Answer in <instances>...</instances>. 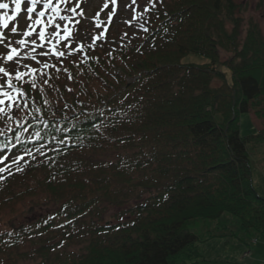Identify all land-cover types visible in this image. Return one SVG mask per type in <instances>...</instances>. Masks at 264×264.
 Segmentation results:
<instances>
[{"label": "trees", "instance_id": "16d2710c", "mask_svg": "<svg viewBox=\"0 0 264 264\" xmlns=\"http://www.w3.org/2000/svg\"><path fill=\"white\" fill-rule=\"evenodd\" d=\"M241 9L152 0L128 35L51 57L49 84L37 73V90L23 85L24 118H0V167L24 156L22 171L0 173V264H198L189 226L226 215L264 237L249 157L264 131L240 130L264 106V30L251 22L240 43ZM24 199L29 213L54 207L16 223Z\"/></svg>", "mask_w": 264, "mask_h": 264}, {"label": "rangeland", "instance_id": "374dc122", "mask_svg": "<svg viewBox=\"0 0 264 264\" xmlns=\"http://www.w3.org/2000/svg\"><path fill=\"white\" fill-rule=\"evenodd\" d=\"M151 1L135 0L133 2V0H116L115 4H113L112 0H71L69 4L61 6L62 10H64V13L61 11V15L71 18L73 14L70 9L77 3L79 4L77 13L83 12V15H76L77 19H75V16L71 23L57 20V23L61 24V28H63L65 23H68V26L74 31L69 40L60 42L57 50L68 51L69 49L65 47L66 44H71L73 49L83 44L84 50L91 45L94 46L102 43L108 34L119 35L120 37L128 35L127 29H130L132 20L144 11V7L149 6ZM235 2L238 5H242V9L236 15L240 26L238 40L242 43L246 39L251 22L256 23L264 30V0H235ZM106 3L108 5L107 8L104 7ZM27 6L26 3L23 8L26 10ZM38 6L42 7V5ZM0 14H3V12H0ZM8 14L11 15V12ZM34 14L33 20L36 18ZM21 16L24 19L17 17L16 21L9 23L8 29H0V31L4 32L6 38H10L13 41L20 38L19 36H12L10 34V29L13 26L18 27V32L28 30L27 25L31 24V22L27 21L26 11H23ZM45 19H47V14ZM76 21H79V23L77 24ZM97 22H99V27H96ZM48 31H52L51 26L48 28ZM38 32L39 28L37 27L35 33ZM35 33L28 39H37V42H39ZM61 34L63 35V33ZM94 37L99 38L94 39ZM44 50L46 49H37L36 53ZM25 51H28V49H25ZM4 52H6V49L0 47V53ZM227 57V52L221 51V60L225 61ZM37 59L41 60L42 63H50L52 61L51 56L44 57L38 55ZM192 62L199 63V60H192ZM23 63H28L35 68L41 67V65L35 64L31 60L24 61ZM3 66L7 67V65ZM259 110L261 117L257 116L255 109H251L248 114L241 115L240 130L243 137L264 131V106L259 108ZM257 144H260L258 145L260 147L257 149H252V146H249V157L253 186L260 196H264V145L262 143ZM29 207L30 200L27 199L20 201L12 207V214L15 217L16 223H24L31 219L43 217L47 213H51L54 206L48 209L36 208L33 213L28 212ZM120 211L121 209H110L107 219L114 222L113 216ZM189 230L199 238L198 253L200 258H197L196 262L198 264H264V237L255 233L241 231L239 220L233 216L226 215L217 221L199 220L192 223L189 226ZM187 262L191 261L188 260ZM21 264L30 263L23 262Z\"/></svg>", "mask_w": 264, "mask_h": 264}, {"label": "snow or ice", "instance_id": "6c2138e0", "mask_svg": "<svg viewBox=\"0 0 264 264\" xmlns=\"http://www.w3.org/2000/svg\"><path fill=\"white\" fill-rule=\"evenodd\" d=\"M70 2L71 0H11L12 5H14V7L11 8L9 3L0 2V10H3V14H0V29H8L9 23L16 21L17 17L24 19V17L21 16L22 11H26L27 21L31 22V24L27 25L28 30L26 31L18 32L17 26H13L10 29V34L12 36L20 37L14 41L10 38H6L4 32L0 31V47L6 49V52L0 53V62H2V64H0V81H2V83H0V118H6V122L13 121L14 114L17 119L24 118L20 116L19 113L25 111L28 107L26 99L27 92L23 88L25 83L29 84L31 89L37 90V73H39L40 77H46L42 80V84L48 85L52 77L44 70L55 68L57 73L61 71V68L56 67L54 64L48 62L42 63L41 60L37 59V56H51L55 57L57 60H61L65 57V52L58 51L57 46L61 41H67L71 38L72 28L68 26V23H65L63 28H61V24L57 23V20L71 23L76 15H83V12L77 13L79 7L78 3L70 9L73 14L71 18L61 15V6L67 5ZM115 2L116 0H112L113 4H115ZM133 2H135V0H133ZM25 3L28 5L26 10L22 8V5ZM38 5H42L39 11H37ZM104 7H108L107 3ZM9 11H11V15L8 14ZM34 13L36 18L33 20ZM46 14L47 19H45ZM76 23L78 24L79 21H76ZM50 26L52 28L51 32L48 31ZM99 26V22H97L96 27ZM37 27L39 28V32L35 33ZM144 30L147 31L146 28ZM34 33L37 35L39 42H37V39H28L33 36ZM61 33H63V35ZM98 38L99 37H94V39ZM65 47L69 49V55L83 50V44H80L76 49H73L71 44H66ZM25 49H28V51H25ZM37 49L46 50L36 53ZM22 53L24 54L22 55ZM27 60H31L35 64L41 65V67L37 69L28 63H23ZM3 65H7V67ZM63 70L67 71V69ZM28 77H30V79H26ZM68 78H72L71 73H68ZM39 91L43 93L44 88L40 87ZM68 91L71 92L72 89L69 88ZM21 98H25L23 107ZM48 103V100L45 99L44 104L47 105ZM35 111L40 112L41 109L37 107ZM47 126L48 125L45 124V127ZM24 130L27 131L28 129L25 128ZM34 136L36 141L43 140L40 131H35ZM16 139L19 140V137H16ZM37 151H41V149H37ZM29 155H31V153H29ZM7 159L8 157L6 156L0 158V164H4V161ZM23 160V155H14L10 164L0 167V173L9 172V174H12L10 172L12 164L17 165V171H22L23 169L20 168L19 165ZM4 179H6V177L0 178V182H3Z\"/></svg>", "mask_w": 264, "mask_h": 264}]
</instances>
